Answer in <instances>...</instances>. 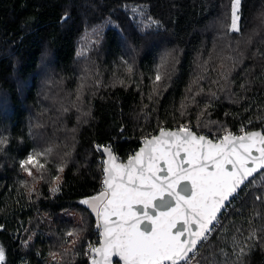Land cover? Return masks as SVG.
<instances>
[{
    "label": "trees",
    "instance_id": "1",
    "mask_svg": "<svg viewBox=\"0 0 264 264\" xmlns=\"http://www.w3.org/2000/svg\"><path fill=\"white\" fill-rule=\"evenodd\" d=\"M231 8L232 0H0L4 264H92L98 217L81 201L104 191L103 147L125 161L162 129L214 139L251 121L249 130L264 131V0H241L239 31L230 30ZM81 63L89 84L76 77ZM44 78L56 98L40 97ZM62 139L64 157L43 153ZM33 152L41 155L26 166L31 177L20 162ZM260 178L264 171L181 264H264V180L252 184Z\"/></svg>",
    "mask_w": 264,
    "mask_h": 264
},
{
    "label": "snow or ice",
    "instance_id": "2",
    "mask_svg": "<svg viewBox=\"0 0 264 264\" xmlns=\"http://www.w3.org/2000/svg\"><path fill=\"white\" fill-rule=\"evenodd\" d=\"M240 4L241 0H232L231 31H239ZM173 137L175 139H171ZM254 137H259L260 144L264 145V136L259 133L235 138L228 135L220 144H212L203 136L197 137L186 129H182L181 133L161 131L160 137L145 142L146 147L128 165L112 164L111 168H105V190L81 201L89 205L103 221L97 225L104 229L103 244L100 248H92L94 253L101 256V260L94 258L92 264H113L112 257H118L116 264L120 261L123 264H177L185 259L197 240L206 238L209 225L217 219L224 202L242 183L235 173L226 171L225 163L235 168L231 157L237 146L251 156ZM3 142L0 140V143ZM181 150L191 155L192 159L186 161L187 167H184L185 161L182 159L173 168L172 164ZM104 151L109 154L110 160H115L108 148ZM257 151L264 162V147ZM196 152H199L198 157ZM40 155L39 152L30 153L20 162L21 168L31 175L26 166L32 164L36 167L38 161L34 157ZM160 159H166L169 164L167 170L161 169L166 172L163 178L152 171ZM206 161H211L213 170L205 171L209 167ZM251 171L254 169L248 170L249 175ZM133 202L143 204L145 211L142 216L133 213ZM153 207L164 211L159 216L150 215L148 209ZM113 216L117 219L113 220ZM181 216L184 217L183 227L176 228ZM145 221L151 226L142 229L140 226ZM193 224L196 230L190 231ZM185 231H188L191 239H181ZM4 261L5 252L0 247V264H4Z\"/></svg>",
    "mask_w": 264,
    "mask_h": 264
},
{
    "label": "water",
    "instance_id": "3",
    "mask_svg": "<svg viewBox=\"0 0 264 264\" xmlns=\"http://www.w3.org/2000/svg\"><path fill=\"white\" fill-rule=\"evenodd\" d=\"M240 23V20H239ZM239 26V24H238ZM186 129L188 131H190L191 133H193L195 136L200 137L203 136L205 138L206 141H211L212 144H220L221 141L224 140V138L222 140H214L211 137L205 135V134H198L197 132L187 129V128H183ZM182 129H162L160 130L158 133H156L155 135L147 138L141 145L140 147L137 149V151L133 154V156H131L130 158L126 159L125 161H121L118 159L117 155L113 152V150L110 147H103L102 148V153L104 156V169L105 168H111L112 164H116V165H120V166H126L128 165L129 161L134 159L137 155V153L141 152V149L146 147V141H151L154 138H158L160 137L161 131H164L166 133H181ZM251 133H259L261 136H264V131L263 129H254V130H250L246 135L244 136H237V135H230L231 137H247L249 134ZM228 136V135H227ZM171 139H175V137L171 138ZM255 140V144L252 145L251 147V156H248L247 154L244 153L243 149H240L239 146H237L236 152L233 154V156L231 157L232 160L235 162V168H233L232 164H228L225 163V169L226 171L229 172H233L235 173V176L237 179L242 180V183H240L239 187L237 188L236 192L229 197V199L227 201L224 202V207L221 208V211L219 213H217V219L215 221L212 222V224L209 225V228L211 229L213 227V225L217 222L218 218L222 215L223 211L227 208V206L229 205V203L233 200V198L239 193V191L242 189V187L244 185H246L250 180H252L254 177H256L258 174H260L262 171H264V162H262V158H261V154L259 151H257L258 148L260 147H264V145L260 144L259 142V137H254L253 138ZM105 148H108L111 152L112 157H115V160H110L109 158V154L107 152L104 151ZM197 157L199 156V152H196ZM184 160V167H187V160H191L192 156L186 154L183 150L180 151V154L175 158V162L172 164V167L175 168L176 163H180L181 160ZM206 163H208L209 167L207 169H205V171H210L213 170L212 167V163L211 161H206ZM169 167V164L167 162L166 159H160L156 162V164L153 166L152 171L156 173L157 176H160L161 178H163V176L166 174L165 171H161V169H165L167 170ZM254 169V171H251V174H248V170H252ZM239 170V171H237ZM106 178V173L104 171V180ZM187 182V181H185ZM104 190H105V186H104ZM155 203V202H154ZM174 203V202H171ZM132 211L135 215H141L143 214V212L145 211L144 206L142 203L140 202H133L132 204ZM164 211V209L162 208H157V207H153L148 209V212L150 215H156L159 216L161 214V212ZM113 220H116L117 218L115 216L112 217ZM183 219L184 217L181 216L179 218V220L177 221V225L176 228H181L183 227ZM103 221L98 218V224H102ZM151 225H149V223L147 221L144 222V224H142L140 227L143 228H147L150 227ZM176 228L173 229V232L176 231ZM100 229V242L99 245L96 248H100L103 244L104 241V229L103 227H99ZM196 230V225L193 224L190 227V231H195ZM207 234V233H206ZM205 234V236H206ZM192 237L189 236L188 231H185L184 235L181 237V239H191ZM204 240V238L202 239H198L197 240V244L196 246L193 248V250L191 252L188 253V256L185 259L179 260L177 262V264H181L182 262L186 261L187 259H189L192 254L196 251V249L199 247V245L201 244V242ZM93 259L95 258L96 260H101V256L97 253H94L92 251L91 253ZM114 261H118V257H112V262ZM120 264H123L122 261L119 262ZM170 264V262H169Z\"/></svg>",
    "mask_w": 264,
    "mask_h": 264
},
{
    "label": "rangeland",
    "instance_id": "4",
    "mask_svg": "<svg viewBox=\"0 0 264 264\" xmlns=\"http://www.w3.org/2000/svg\"><path fill=\"white\" fill-rule=\"evenodd\" d=\"M259 15V17L261 18L262 16H261V13H258ZM260 22V21H259ZM258 25H260V24H258ZM256 37V36H255ZM92 62V61H91ZM82 64V63H81ZM86 64V63H85ZM85 67V68H84ZM88 66H86V65H84V63L82 64V67H79V70H77V75H76V77H78V78H81L82 80H84V82H85V84H89V81H90V79L89 78H87L86 77V75H85V73H84V69H86ZM46 80H47V78H44V81L42 82V85H41V90H42V92H41V94H40V97L42 98V99H47V98H49V99H51V97H48L50 94H51V96H55L54 98H56L57 96H58V94L57 95H54V93H52V90H51V86L48 84V83H46ZM54 82H56L57 84H59L60 86H58V88L59 87H61V88H63V86H64V84L65 83H67L68 82V79L67 78H64V76H55V78H54V80H53ZM46 84V85H45ZM45 85V86H44ZM197 85H198V82H197ZM81 87H84V85H82ZM43 88V89H42ZM45 95V96H44ZM77 96H80V97H82V96H84V95H77ZM78 100V99H77ZM86 100V99H85ZM81 104V101H77V103L75 104V106H76V108H77V105H80ZM87 105V100H86V103H85V106ZM36 107H38V106H36ZM87 107V106H86ZM85 110H86V108L84 107V109L83 110H81V111H79L78 109L76 110L77 111V113H80V115L81 114H84V115H86V113H85ZM259 122V121H258ZM262 122H264V120H262ZM256 123V122H255ZM246 124H248L249 125V128H251V127H253V125H251V121H248ZM264 124V123H263ZM223 133H225V132H223ZM223 133H221V134H223ZM63 136V134H59L58 136ZM221 136V135H220ZM58 139H60L59 137H57V140ZM45 148H47V147H45ZM44 148V149H45ZM65 145H64V142H63V139L62 140H60V141H58V144H57V148H55V149H52V148H50V150H48V151H46V152H43L44 154H48V153H51V155L52 156H54L55 157V159L56 158H62V157H64V155L66 154V153H64V150H65ZM54 153H56L57 155L55 156L54 155ZM34 160L36 161V160H38V157H34ZM58 161H60V162H64V161H66V160H58ZM31 177H33V172L31 171V175H30ZM264 179H258V180H254L253 181V183L252 184H254V185H259V183H261L262 181H263ZM0 247H2V244H1V242H0ZM92 247H93V243L92 242H90L88 245H87V256H89L90 257V254L92 253L91 251H92ZM3 248V247H2Z\"/></svg>",
    "mask_w": 264,
    "mask_h": 264
},
{
    "label": "built area",
    "instance_id": "5",
    "mask_svg": "<svg viewBox=\"0 0 264 264\" xmlns=\"http://www.w3.org/2000/svg\"><path fill=\"white\" fill-rule=\"evenodd\" d=\"M249 125L245 124V126H241L239 128H237L236 130H229L223 134H221V136L214 138V140H222L225 136L227 135H237V136H244L249 132ZM200 246V245H199Z\"/></svg>",
    "mask_w": 264,
    "mask_h": 264
}]
</instances>
